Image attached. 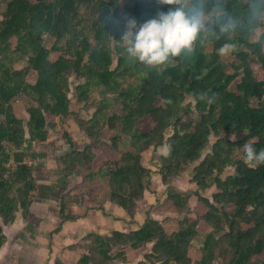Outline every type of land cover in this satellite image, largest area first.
I'll return each mask as SVG.
<instances>
[{"label":"trees","instance_id":"obj_1","mask_svg":"<svg viewBox=\"0 0 264 264\" xmlns=\"http://www.w3.org/2000/svg\"><path fill=\"white\" fill-rule=\"evenodd\" d=\"M199 2L208 14L207 31L198 35L193 52L167 67L148 68L128 61L118 39L128 18L139 25L173 6L164 0H0L5 4L0 18V250L6 244L3 226L14 224L19 213L27 220L35 201L24 145L45 142L47 128L71 115L74 78L80 81L78 102L100 90L117 106L109 114L112 104L103 101L89 121H77L82 132L92 139L105 128L119 134L112 144L83 149L68 139L71 150L58 161L65 178L84 176L92 190L106 180L110 203L135 218L152 184L143 154L164 147L167 152L157 156L163 185L192 166L190 183L199 190L216 189L211 198L171 189L168 199L183 216L177 228L149 215L129 234L116 232L109 240L89 235L77 264H127V249L143 253L150 245V255L139 264H264V161L243 156L246 143L264 149V32L256 39L264 19L249 22L250 5L264 4ZM228 17L237 26L224 31L220 26ZM46 36L55 39L51 48ZM225 44L236 45L228 61L218 51ZM53 54H59L55 60ZM18 61L26 65L14 67ZM205 93L215 94L211 104L199 99ZM188 97L191 103L181 113ZM19 100L27 101L24 113L16 107ZM223 133L243 137L235 141L222 138ZM211 136L215 141L202 157ZM124 138L130 139V149L121 146ZM228 167L234 172L221 178ZM191 194L197 198L194 208ZM68 205L61 200V223L74 221L63 215ZM198 236L201 258L192 262L188 252Z\"/></svg>","mask_w":264,"mask_h":264},{"label":"rangeland","instance_id":"obj_2","mask_svg":"<svg viewBox=\"0 0 264 264\" xmlns=\"http://www.w3.org/2000/svg\"><path fill=\"white\" fill-rule=\"evenodd\" d=\"M5 4L0 5V18L1 13L4 9ZM81 14L84 13L83 8H79ZM264 32V21L262 27L256 31V39L259 37L260 33ZM55 39L46 36L45 45L49 48L54 44ZM59 54H53L52 59H56ZM231 58V52L224 54V59L227 61ZM24 61H18L14 67L21 68L25 66ZM117 65V56L114 58V65ZM31 78H35V73H30ZM80 83L74 78L71 80V115L64 120H57L56 126L47 128V139L43 143H32L27 142L24 145L25 151L28 157L25 159V163L33 168V176L36 179L37 191L35 192L34 198L39 201L36 205L32 214V217H28L24 220L22 213L18 215L19 224H61V214H60V204L61 200L63 202L69 203L67 208L63 211V215L66 218L81 217L86 213V216L90 212H105V208L108 205L110 196L108 189V182L106 180L100 179L95 183V190L90 189V184L85 180L84 176H74L72 178H65L64 174L59 171L58 161L65 153L71 150L68 139H71L77 149H83L85 146L94 143H109L112 144L111 139L117 134L118 131H111L109 128H105L100 137L97 139H92L87 136L79 128L78 120L89 121L98 107L106 100L107 103L112 104L109 109V114H113L117 111V106L109 95L103 93L100 90H95L90 99L85 102H78L75 87ZM113 102V103H112ZM27 101L19 100L16 102L17 109L25 112V107ZM191 103V99L188 97L186 101L182 104L181 113L184 112V108L187 104ZM172 133V127L170 128L168 134ZM222 138H228L231 140H239L243 137V134H221ZM215 141V137H210V142L208 146L202 152V157L210 151L211 144ZM121 146L130 149V139L124 138L121 140ZM166 149L161 147L160 149L150 148L143 154V164L151 169V190L146 192L151 204L142 201V207L140 209V214L142 219L149 215L151 217H162V221L165 225L169 226L170 229L177 228L178 223L181 221L183 216L176 214V211L172 208V204L169 201V192L171 189L174 191H180L183 194H190L191 192L197 191L201 196L206 198H211L212 194L216 191L215 186L212 185L210 188L205 190L197 189L194 183H190L192 176V166H190L183 174H181L175 182L173 181L170 185H163L162 180L159 177V164L157 163V156L166 153ZM235 168H226L220 175L223 178L225 175L234 172ZM45 196L44 201L41 197ZM146 195V194H145ZM41 199V200H40ZM196 196L191 194L189 199L190 206L195 207ZM37 202V201H36ZM112 204V203H111ZM188 217L192 220L194 215L190 214ZM16 222V221H15ZM201 236H198L193 242L190 249L191 258L197 255L198 248L201 246ZM82 249L86 248L85 240L83 242ZM27 247H22L21 259L23 264H50L53 262L52 256L44 254V257L31 256V260L27 259L29 255L32 254V247L25 244ZM44 249V248H43ZM70 251H75L74 247H69ZM40 250V248H37ZM147 251V250H146ZM143 253H133L129 251V257L133 259H139L143 256ZM116 253V252H115ZM114 253V254H115ZM19 258H14L17 260ZM40 259L42 261L40 262ZM58 263V262H57ZM59 264V263H58ZM215 264H220L217 261Z\"/></svg>","mask_w":264,"mask_h":264},{"label":"clouds","instance_id":"obj_3","mask_svg":"<svg viewBox=\"0 0 264 264\" xmlns=\"http://www.w3.org/2000/svg\"><path fill=\"white\" fill-rule=\"evenodd\" d=\"M173 5L166 11H159L155 16L137 24L134 18L124 23V31L118 41L123 46L125 58L148 68H164L175 63L177 57H187L193 52L194 42L198 35L207 31L208 14L199 0H164ZM264 4V0H260ZM215 15H220L217 8ZM264 19V8L256 3L250 5L249 22L255 23ZM237 22L228 17L221 24L224 31L234 30ZM235 44H225L218 51L221 54L235 50ZM215 94H201L199 99L211 104ZM243 156L248 162L264 161V149L259 151L250 143L243 145Z\"/></svg>","mask_w":264,"mask_h":264},{"label":"crops","instance_id":"obj_4","mask_svg":"<svg viewBox=\"0 0 264 264\" xmlns=\"http://www.w3.org/2000/svg\"><path fill=\"white\" fill-rule=\"evenodd\" d=\"M159 177L161 178L160 175ZM35 184H37L36 179ZM41 199H43V202L45 196L42 195ZM150 200L151 199H149L146 193L143 201L147 202L149 205L151 204ZM36 203L39 204V201L35 200L32 204L30 208V217H32L31 213H33L34 208L38 205ZM141 207L142 201L139 203L135 218L129 217L118 206L108 203L105 212H90L87 216L85 213L81 217H72L71 219H74V221L61 224H19V221L16 220L14 224L7 227L3 226L6 244L0 250V264H23L20 261V256L22 247H27L25 244L33 248L31 250L32 254L29 255L27 259L31 260V256L32 258L38 256L44 257V254H47V257L52 256L53 258V262H50V264H77L79 259L86 253L85 249L81 247L84 245L83 242L89 235H98L109 240L116 232L129 234L138 231L147 219V216L142 219L140 214ZM162 217H154V219L163 222ZM58 228L59 231L54 233ZM69 247H74L75 251H70L71 249H68ZM37 248H40V250H37ZM151 249L152 245L148 247V250L141 258L133 260L129 257L128 253L129 251L135 252L127 249L125 251L128 260L127 264H139L143 262L145 260L144 257L150 255ZM190 249L188 255L192 262L199 261L201 258L200 246L194 258H191ZM14 258L19 259L13 260ZM41 261L42 259H40V262Z\"/></svg>","mask_w":264,"mask_h":264}]
</instances>
